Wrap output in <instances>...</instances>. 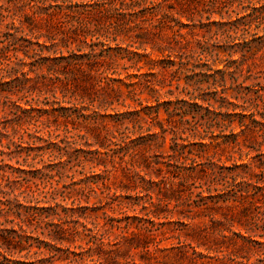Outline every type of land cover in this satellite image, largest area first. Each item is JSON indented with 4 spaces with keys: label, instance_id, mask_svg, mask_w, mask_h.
<instances>
[{
    "label": "rangeland",
    "instance_id": "1",
    "mask_svg": "<svg viewBox=\"0 0 264 264\" xmlns=\"http://www.w3.org/2000/svg\"><path fill=\"white\" fill-rule=\"evenodd\" d=\"M92 4L0 0V249L36 264H264V91L247 89L264 48L234 55L232 104L208 112L194 98L215 91L206 63L225 69L213 33L228 15L201 5L166 27L127 15L107 30L85 24ZM261 36L257 23L245 35ZM205 37L213 55L179 58Z\"/></svg>",
    "mask_w": 264,
    "mask_h": 264
},
{
    "label": "trees",
    "instance_id": "2",
    "mask_svg": "<svg viewBox=\"0 0 264 264\" xmlns=\"http://www.w3.org/2000/svg\"><path fill=\"white\" fill-rule=\"evenodd\" d=\"M130 1L131 4L126 6L125 5L126 0H91V2L93 3L92 10L87 11L86 18L88 20L87 23L85 24L88 25V24H92V22H97L96 24L97 29H101L103 27L109 30V28L114 27L115 25L118 24L117 21H119V19L116 18H122V17H126L127 15H131L134 16L136 19H143L150 16L151 17L150 20L153 21V23H155V26L166 27L170 23H174V22L180 23L179 19L175 16L176 14H179V16H183V14L190 12L192 7L194 9H197V7L201 5L204 6V8L197 9L196 13H200L201 12L200 10L209 13V16L213 15L214 13H218L222 17V20H225V15H228L229 18H227V22H215L216 25L218 26V29L213 33V35L218 36V38L222 37L224 40L223 45H221L220 47L218 46L219 47L218 52L226 54V56L228 57L226 59L227 64L225 65V69L216 70L213 73H210L211 68H209L208 64L206 63L204 66H206L208 69L206 71L201 72L200 74L204 75L205 79L208 81L211 78H213V82H214L213 85L215 86V91L212 93L211 98L204 97L201 99V97H195L194 99L202 100V102H207L208 107L206 109L208 112H211V108L213 107V104L210 101L211 99H214L216 102H219L220 108L227 106V104L228 105L232 104L231 102H229L225 84L222 83H224L226 79V75L229 72L230 68H232L236 63H238L237 60H231L235 54L241 55L243 59L241 61L242 63L243 61L248 59L249 55L254 56L257 52H259L264 48V36H261L262 42L259 43V45L258 43H256L255 40L253 39L250 40L245 37L246 34L250 33L253 23H257L258 29L263 28L264 30V0H175V2L180 6V12L176 14L173 13L172 11L175 9L172 0H130ZM118 3L123 5V8H116ZM239 7H243L245 9L244 13L238 12ZM234 13H236L235 19H233L232 16V14ZM194 14L195 13L192 12L191 18H193ZM113 19H116V21H113ZM183 26L184 24L181 23V27ZM107 32L109 33V31ZM93 36H97V39L103 37V35L99 33V31L93 34ZM211 39L212 37L209 38L205 37V40L200 42L201 43L200 51L192 50L191 53H181L179 54V58L181 60H184L185 58L189 60H193V59L204 60L205 58H208V55L214 54V50L209 47V43ZM163 50H167L170 53L168 58L169 61L171 62L170 64H173L172 55L175 52V49L173 47H165V49ZM219 53H216V55H219ZM241 66L242 64H238L237 66L233 67V73L237 74V70H239ZM195 68H199V66H195ZM216 73L218 74L220 73L221 77L220 78L217 77L215 75ZM193 79L194 77L189 78L190 81H192ZM249 79L251 80V76H249L245 80H249ZM253 79L256 80V83H254V85L248 86L247 89H251L253 87H259L260 91H264V82L260 80V79L264 80V78L258 75L255 76ZM196 83H199V81H196ZM219 86L224 87L223 88L224 91L223 92L221 91V93L223 94L221 96L218 95V93H220L218 90ZM240 86L241 88H243L242 84ZM260 91H258V93ZM237 92H238L237 94L239 95L243 91L239 90ZM198 107L202 108V105H198ZM241 127H245L244 132L245 130L248 129V125L243 122ZM233 136L237 137V135L235 134H233ZM210 171H212L211 175L215 176L213 180V184H220L219 183L220 172H219V176H217L218 174L216 173L214 168H210ZM227 184L228 182L225 183L224 186L226 187L228 194H230L228 190L231 187L227 186ZM224 194L226 193L223 192L222 195ZM220 195L221 194H219V196ZM230 199L231 197L225 198L226 201H229ZM18 237L19 239H17V237L15 236L12 237L10 236L9 233L5 235L4 232L1 234V239L5 244H7V246L13 245V249H15L18 252L27 250V247L23 245L22 237L19 235ZM12 241L14 243H11ZM11 248L12 247H7V249H5L4 247H1L0 264H36V262H26V261H20L14 259L13 256L11 255L12 253ZM39 263L45 264L44 262H39Z\"/></svg>",
    "mask_w": 264,
    "mask_h": 264
}]
</instances>
